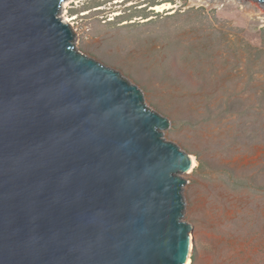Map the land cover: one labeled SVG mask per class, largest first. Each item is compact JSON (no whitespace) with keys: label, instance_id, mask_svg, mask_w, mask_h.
<instances>
[{"label":"water","instance_id":"obj_1","mask_svg":"<svg viewBox=\"0 0 264 264\" xmlns=\"http://www.w3.org/2000/svg\"><path fill=\"white\" fill-rule=\"evenodd\" d=\"M64 1L0 0V264H186L191 156Z\"/></svg>","mask_w":264,"mask_h":264},{"label":"rangeland","instance_id":"obj_2","mask_svg":"<svg viewBox=\"0 0 264 264\" xmlns=\"http://www.w3.org/2000/svg\"><path fill=\"white\" fill-rule=\"evenodd\" d=\"M66 11L76 50L136 85L170 121L164 138L198 161L181 175L191 264H264V6L66 0Z\"/></svg>","mask_w":264,"mask_h":264},{"label":"bare ground","instance_id":"obj_3","mask_svg":"<svg viewBox=\"0 0 264 264\" xmlns=\"http://www.w3.org/2000/svg\"><path fill=\"white\" fill-rule=\"evenodd\" d=\"M156 7V9L157 10H159V11H164V10H166V9H169V8H171V3L170 2H167V3H164V4H162V5H157V6H155ZM64 8H66V4H65V7ZM67 11L64 13V22H66V23H68V24H70V25H72L71 24V20H73V19H75V17H73V18H69L67 15ZM61 18H62V16H61ZM63 19V18H62ZM191 160H192V165H191V168H190V170H189V172H191L197 165H198V161H197V159L195 158V156H191ZM186 264H191V259H190V257L187 259V261H186Z\"/></svg>","mask_w":264,"mask_h":264},{"label":"trees","instance_id":"obj_4","mask_svg":"<svg viewBox=\"0 0 264 264\" xmlns=\"http://www.w3.org/2000/svg\"><path fill=\"white\" fill-rule=\"evenodd\" d=\"M157 5H158V4H157ZM155 6H156V5H155ZM194 262H195V258L192 259V264H194Z\"/></svg>","mask_w":264,"mask_h":264},{"label":"built area","instance_id":"obj_5","mask_svg":"<svg viewBox=\"0 0 264 264\" xmlns=\"http://www.w3.org/2000/svg\"><path fill=\"white\" fill-rule=\"evenodd\" d=\"M73 31L75 32V29Z\"/></svg>","mask_w":264,"mask_h":264}]
</instances>
